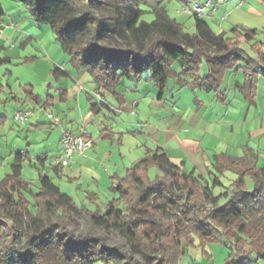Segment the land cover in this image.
Returning a JSON list of instances; mask_svg holds the SVG:
<instances>
[{
  "label": "trees",
  "instance_id": "trees-1",
  "mask_svg": "<svg viewBox=\"0 0 264 264\" xmlns=\"http://www.w3.org/2000/svg\"><path fill=\"white\" fill-rule=\"evenodd\" d=\"M15 1L29 7L36 23L49 25L72 62L86 67L101 95L112 97L120 106L126 100L119 87L126 79L139 83L147 70L162 98L175 63L195 78L198 87L214 92L220 91L227 72L241 70L246 79L244 91L251 100L257 95L259 80L264 79V42L254 29L235 26L227 38L225 31L217 34L204 18L193 16L196 33L192 35L167 11L158 12L150 23L141 21L138 0H124L109 18L96 13L99 0ZM4 16L0 2V21ZM243 41L254 55L243 48ZM204 62L209 72L200 77ZM53 74L58 79L69 76L60 68ZM58 92L66 102L67 92ZM26 98L45 110L54 102L52 95L44 101L33 87L26 88ZM5 101L0 96V105ZM91 110L98 114V105L93 104ZM4 120L0 116V122ZM101 137L113 141L114 134L106 128ZM24 160L18 154L13 173L0 182V264L109 263L115 255L124 259L123 264H180L197 243L209 255L207 247L225 241L232 248L226 264H261L264 258V169L249 167L248 157L216 156V172L209 174V183L201 175L185 172L162 148L147 150L125 176L111 177L117 198L107 204L105 213L84 205L77 208L48 175H40V188L31 203L26 196L29 184L21 176ZM46 160L47 156L41 159L43 165ZM151 168L157 170L155 176ZM226 171L238 175L227 187L222 180ZM247 180L253 184L251 190ZM218 188L228 192L217 195ZM74 213L86 216V231L75 234L68 228L74 223ZM95 228L102 233L94 235ZM112 231L124 237L133 233L138 242L132 245V253L141 259L109 247L104 239Z\"/></svg>",
  "mask_w": 264,
  "mask_h": 264
},
{
  "label": "rangeland",
  "instance_id": "rangeland-1",
  "mask_svg": "<svg viewBox=\"0 0 264 264\" xmlns=\"http://www.w3.org/2000/svg\"><path fill=\"white\" fill-rule=\"evenodd\" d=\"M214 5L207 8L204 16L210 23L212 30L219 34L223 31L226 32V37L230 38L231 29L234 25H244L248 28L258 29V40L264 42V0H212ZM5 16L0 21V85L4 86V92L0 94L1 98L6 100L3 105H0V116L4 117V122H0V182L9 174L13 173V166L16 156L22 154L25 157L22 163V179L28 183L26 186V196L33 203V193L39 191L40 175H48L55 185L60 190L73 198L74 204L77 208L86 206L92 211H101L105 213L107 204L113 199L117 198V194L111 189L112 179L114 173L124 175V171L119 168L124 166L130 167L134 161L142 159L146 152L141 151L136 146L149 147L151 141L149 137L142 134L140 131L135 132V126L128 128L121 122L125 121L128 116L134 123L139 121H147L149 111L147 109L148 103L143 102L138 110V114H122L121 118L109 117L115 131L125 134L122 142L119 140V135L116 137V144L113 153L116 155L118 169L112 170L115 161H111L106 165L85 164L87 155L92 151L86 153V158L77 160L68 166H57L55 158L58 157L62 149V135L66 129H73L77 131L80 126L70 125V121L76 119L83 111L82 114L89 111V103L87 102L86 92L93 91L94 76L86 67L76 65L72 62L70 56L64 52L61 44L49 25L38 24L34 21L31 11L28 6L22 2L15 0H0ZM193 2L205 4L208 0H138L139 7L142 11L141 21L152 22L155 20L157 13L167 11L172 19L177 20L183 24L184 30L188 34H195V20L194 17L183 11V8L188 3V6ZM124 0H99V3L94 6L96 13L104 18L113 17L115 15V7L121 6ZM211 15V16H210ZM245 50L250 53V44L242 45ZM179 64V63H175ZM60 68L69 73L68 77L56 78L53 71ZM86 68V69H85ZM208 67L204 64L202 74H206ZM98 74V70L95 69ZM151 71L147 72L150 74ZM146 76L143 78V80ZM260 92H257L254 100H259L258 108L255 107L253 100L246 99L248 107L251 106L246 123L238 125L237 137L232 139V143H243L244 132L251 131L252 139L250 138L249 145H256L257 136L259 134L258 122L264 124V79H262ZM169 83H173V76L170 77ZM228 78L224 80L221 90L227 87ZM132 83L128 82L130 86ZM146 86V87H145ZM35 94L41 96L46 101L49 95H59L58 90L65 89L71 91L73 97H81V103H74L73 108L77 111L70 110V106L65 103L58 104L57 107H50L48 110L41 109L34 106L26 98V88L31 89ZM84 88V91L80 90ZM144 93L149 90L147 84L144 85ZM259 91V85H258ZM259 93V96H258ZM188 94V95H187ZM191 93H184L180 96L178 106L181 105L185 112L191 114L195 110V104ZM17 97L14 100L11 97ZM11 98L9 101L8 99ZM108 100L117 105L115 100L108 97ZM237 104V103H236ZM36 105V104H35ZM42 106V105H41ZM29 110L32 117L28 119L25 124H20L14 121V115L17 111ZM153 110V109H151ZM156 110V109H154ZM155 112V111H154ZM48 114L54 116L53 120L48 118ZM81 115V114H80ZM112 119V120H111ZM59 121L60 125L55 122ZM79 121V120H76ZM107 123V120L103 118ZM40 125L39 128L36 126ZM71 127V128H70ZM101 126L94 124L90 125L87 129L90 137L97 143L98 155H94L92 160L97 159L102 155V152L109 151L111 143L101 137ZM227 128V127H226ZM224 127L223 130H226ZM222 130V131H223ZM226 139V133L221 134ZM230 135L228 134L227 137ZM248 138V137H247ZM225 142V141H224ZM61 145V146H60ZM124 152V158H117L118 149L121 148ZM242 150V149H240ZM112 151V150H111ZM147 151V150H145ZM240 153V151L238 152ZM48 155L45 161V167L41 161L44 156ZM264 157V156H263ZM76 166L74 167V165ZM58 168L59 173H57ZM150 174L155 176L157 170L151 168ZM230 174L224 177L225 186H229L233 180L229 177ZM210 181V178H205ZM253 184L247 180V187L252 189ZM228 192L227 189H217L215 193L224 194ZM225 200L223 199L222 202ZM74 223L69 225L68 228L75 234L79 231H86L88 220L83 213L72 214ZM102 230L95 228L94 235H100ZM105 242L109 247H118L120 250L131 253L135 259L140 260L141 257L132 253V245L138 242L137 237L133 233H129L128 237L122 236L120 233L112 231L105 236ZM227 245V241H225ZM222 243H213L212 246L207 247L206 251L209 255L203 253L198 243L197 247L189 248L186 255L180 260V264H226L225 261L232 253V248ZM96 249H100V245H95ZM124 259L115 255L114 260L106 262H96L95 264H123ZM264 264V258L261 260Z\"/></svg>",
  "mask_w": 264,
  "mask_h": 264
},
{
  "label": "crops",
  "instance_id": "crops-1",
  "mask_svg": "<svg viewBox=\"0 0 264 264\" xmlns=\"http://www.w3.org/2000/svg\"><path fill=\"white\" fill-rule=\"evenodd\" d=\"M207 19L209 18L204 17V20L210 25ZM235 26L252 29L239 24L234 25L232 29ZM254 30H257L258 34L260 33L258 29ZM262 34H264V32H262ZM248 44L249 43L243 41L242 45ZM249 50L250 54L254 55L251 48ZM204 64L207 65L208 71L203 75L202 68ZM203 66L201 67L200 77H205L209 72V66L206 62L203 63ZM240 66L242 67L243 64ZM147 72H149V70L143 73L142 80L139 83L126 79L123 85L119 87L120 93L123 94L126 100V103L123 106L118 105L115 99L114 100L117 105L111 103L108 100V97L110 96H102L96 83H94V88L92 89L93 91L86 92L87 102L89 103L90 108L89 111L84 114H82L84 110L80 111L81 115L79 114L75 121L73 119L69 124L72 126L81 125L86 130L90 125L97 124L99 127L101 126L102 129L107 128L110 132H112L114 134V138L113 141L108 140L111 143L110 149L112 151L109 150L104 153L102 152V155L97 159V161L92 160V157L94 155H98L99 153L97 150L98 145L93 140V149L92 151L90 150V152L88 151L89 153L87 152L88 155L85 160V164L92 163L95 165L94 167H96L98 165L96 163L98 162L99 164L106 165L108 162L110 164L111 161H115L114 166H112V170L116 171L115 168H119V165L116 162V155L113 153L116 144V137L119 135V140L122 142L125 134H131L132 131L128 130V133L116 132L114 126L111 124V121H108L109 117L111 116L115 119L116 117L121 118L120 115L125 113L136 115L138 114L141 104L143 102H147V109L149 111L147 121L141 120L138 123H133L129 118L130 116H128L125 121L121 122L123 125H128L129 127L133 124L132 126H135V132L140 131L142 134L149 137L152 144L149 145V147L145 146V150L154 151L156 148L160 147L165 151L172 162L180 166L185 172H194L195 175H201L204 178H209V174L211 172H216L214 166L216 156L219 155H226L234 158L248 157V159H250L249 167L256 166L259 169H264L263 122L261 125L258 122L259 128L257 130H259V134L257 136L258 140L256 145H249L248 140L250 138L252 139V133L249 130L244 132L245 141L243 143H239L238 145L236 140L232 143V139L237 137L236 135L238 130L236 131V129L239 127L238 125L246 123L249 113L251 112V106L248 107L246 104V99L248 98L246 92L244 91L246 79L241 70L227 72L225 77L226 79L228 78L227 87L224 90L220 89L219 92H214L198 87L196 85L195 78L191 74L187 75L183 73V69L180 64H175L172 68L171 75L173 76V83H168L167 89L162 98L159 97V89L152 80V74H147ZM145 76L146 78L143 80ZM261 81L262 79L259 80V91L257 92H260V87L262 85ZM128 82L132 84L129 86ZM145 84L149 86L147 87L149 90H147L146 93H144V88L146 87H144ZM61 90L67 92L68 97L66 102H63L58 94L52 95L54 96L52 107H57L58 104L65 103L67 106H70V110L77 111L71 106H73L76 102L80 104L82 101L81 97L75 99V97L71 95V91L65 89ZM80 90L84 91V88L80 87ZM184 93H189V95L191 93V97L193 98L195 104V110H192L189 116L188 113L190 111L187 113L185 112L187 110L186 108L184 109L181 105L178 106L180 96ZM253 103L255 104V107L258 108L259 100L257 103L256 100H253ZM93 104L98 105V114L92 112L91 106ZM32 105L37 106L35 104ZM37 107H39V105ZM40 107L41 109L43 108L41 105ZM103 118L107 120V123L103 121ZM224 127H227L226 130H223ZM225 133L226 139H224V136L221 135ZM228 134L230 135L229 137H227ZM142 146H136V148H141V151L146 152ZM239 151L240 153H238ZM45 156H47L48 159V155L46 154ZM118 156L119 157L117 158L120 159L125 157L122 147L118 149ZM136 161H134L132 165ZM75 166L76 164L74 167ZM130 167L124 166L119 168V170L124 171L126 174V170ZM58 170L59 169L57 168V173H59ZM125 174L120 175L119 173H114L113 176L118 175L123 177ZM228 174H230L229 177L233 181L238 178V175L230 171H226L224 173V177Z\"/></svg>",
  "mask_w": 264,
  "mask_h": 264
},
{
  "label": "built area",
  "instance_id": "built-area-1",
  "mask_svg": "<svg viewBox=\"0 0 264 264\" xmlns=\"http://www.w3.org/2000/svg\"><path fill=\"white\" fill-rule=\"evenodd\" d=\"M214 5L212 0H208L205 4L193 2L190 6H185L183 11L189 13L192 16L204 18V14L208 7ZM1 34L3 31L1 30ZM32 117V113L29 110L17 111L14 115V121L20 124H25L28 119ZM50 120L54 119L52 114H48ZM56 125H60L59 121L55 122ZM62 150L58 157L55 158L57 166H68L78 159H85L86 153L93 148L94 142L90 137L88 131L85 128H80L77 131L73 129H66L63 132L62 139Z\"/></svg>",
  "mask_w": 264,
  "mask_h": 264
}]
</instances>
